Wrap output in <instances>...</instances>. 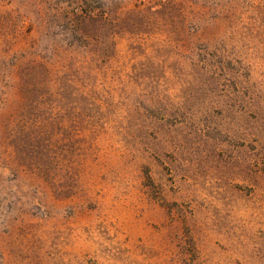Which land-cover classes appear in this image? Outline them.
Here are the masks:
<instances>
[{
  "label": "rangeland",
  "instance_id": "rangeland-1",
  "mask_svg": "<svg viewBox=\"0 0 264 264\" xmlns=\"http://www.w3.org/2000/svg\"><path fill=\"white\" fill-rule=\"evenodd\" d=\"M0 264H264V0H0Z\"/></svg>",
  "mask_w": 264,
  "mask_h": 264
}]
</instances>
